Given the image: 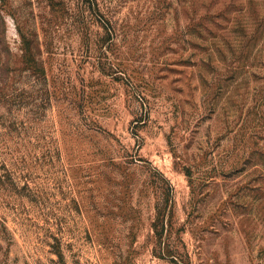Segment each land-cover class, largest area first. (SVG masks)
Segmentation results:
<instances>
[{"label":"rangeland","instance_id":"1","mask_svg":"<svg viewBox=\"0 0 264 264\" xmlns=\"http://www.w3.org/2000/svg\"><path fill=\"white\" fill-rule=\"evenodd\" d=\"M264 264V0H0V264Z\"/></svg>","mask_w":264,"mask_h":264},{"label":"trees","instance_id":"2","mask_svg":"<svg viewBox=\"0 0 264 264\" xmlns=\"http://www.w3.org/2000/svg\"><path fill=\"white\" fill-rule=\"evenodd\" d=\"M164 212L158 210L153 222L156 242L154 253L160 257L167 258L171 264H192L186 252L179 251L168 240L169 229L165 226Z\"/></svg>","mask_w":264,"mask_h":264}]
</instances>
